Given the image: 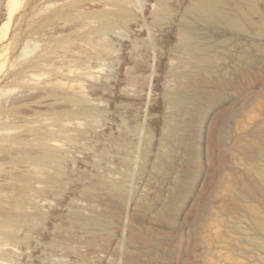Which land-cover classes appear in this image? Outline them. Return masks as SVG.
I'll use <instances>...</instances> for the list:
<instances>
[{
	"label": "rangeland",
	"instance_id": "rangeland-1",
	"mask_svg": "<svg viewBox=\"0 0 264 264\" xmlns=\"http://www.w3.org/2000/svg\"><path fill=\"white\" fill-rule=\"evenodd\" d=\"M193 3L30 0L0 34V264H264V38Z\"/></svg>",
	"mask_w": 264,
	"mask_h": 264
},
{
	"label": "bare ground",
	"instance_id": "bare-ground-1",
	"mask_svg": "<svg viewBox=\"0 0 264 264\" xmlns=\"http://www.w3.org/2000/svg\"><path fill=\"white\" fill-rule=\"evenodd\" d=\"M263 1L264 0H194V3L189 8L188 13L189 15L209 21L211 25L215 28L218 27L230 28L239 33H247L255 38L263 39L264 38V8L261 6L262 5L261 2ZM29 2L30 0H7L6 5L7 8L9 9L8 10L9 15H8V20L3 22L2 26L0 27V34L2 35L1 40L4 39L6 36L9 37V35H11L10 27L12 21L16 17L18 11L21 8H25L29 4ZM118 7L120 11L126 13L124 5L119 3ZM169 13H170L169 9L164 5L162 16L165 18L169 15ZM108 23H109L108 20H106V23L103 26V28L108 26ZM181 35L185 41H188L192 37L191 32L186 29L182 30ZM15 40H16L15 38L12 39L13 43L15 42ZM262 51L264 52V49ZM207 56L205 57L204 55L203 56L200 55V57H198V60L202 62V64H209L210 59L207 58ZM191 80H189L182 87V89L175 91L173 94H170L171 101L175 103L176 106L179 107L177 114H180V116L187 110V104H188L187 103L188 99L186 100L183 92L184 91H188V92L191 91V93L194 91L197 92V89L200 88L196 83H194L195 81L193 82ZM203 85L205 84L203 83ZM252 132L253 131H251V133ZM237 140L239 141V139ZM255 143L264 148V137L253 136L252 144ZM258 153L260 154V151ZM247 154L244 155L247 156ZM262 174L264 175V172H262ZM261 179L264 184V177L262 176ZM110 184H109L110 191L117 193L120 190V187ZM96 223L99 227H102L103 225L99 220L96 221Z\"/></svg>",
	"mask_w": 264,
	"mask_h": 264
}]
</instances>
